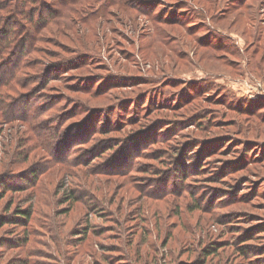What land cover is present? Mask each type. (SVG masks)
<instances>
[{
    "label": "rangeland",
    "instance_id": "obj_1",
    "mask_svg": "<svg viewBox=\"0 0 264 264\" xmlns=\"http://www.w3.org/2000/svg\"><path fill=\"white\" fill-rule=\"evenodd\" d=\"M20 3L0 264H264V0Z\"/></svg>",
    "mask_w": 264,
    "mask_h": 264
},
{
    "label": "trees",
    "instance_id": "obj_2",
    "mask_svg": "<svg viewBox=\"0 0 264 264\" xmlns=\"http://www.w3.org/2000/svg\"><path fill=\"white\" fill-rule=\"evenodd\" d=\"M38 3V5H42V0H21V5H22V8H26V6L28 5V3H33V2H36ZM24 5V7H23ZM17 7V6H16ZM42 9H43V6H42ZM8 10V9H7ZM13 10L16 12L17 10L13 7ZM17 15H20L22 17H24L26 20L30 21L31 23L33 22L32 19L34 20H38L39 19V10L33 12V15L30 13H24V11H21L20 13L17 12L16 13ZM4 34H6L8 36L7 38V41L6 42H2L1 41V47L3 50H11L13 49V45L16 44V42L18 41V38L21 37V36H24L25 37V40H20L21 41V44H19L18 46V49L21 45H23V49L25 48V46L28 44H30V42L34 39V31L31 29V30H23L19 35L17 33H9L7 34L6 31H4ZM24 43V44H23ZM22 50V49H21ZM25 51V50H24ZM23 50L21 51V56H15L13 61L11 62V64H13L14 67H21L24 63L26 64L27 63V59L31 53V47L28 49V53L24 54ZM16 79V78H15ZM17 81H19L18 79H16ZM1 97V95H0ZM7 99L10 100V97L8 96ZM9 107V105L2 101L0 99V113L2 115H5L6 114V111H5V108ZM12 115V113H9L8 116H5L6 119H9ZM4 117V116H2ZM23 119L26 121L28 120V124L31 122V114H25L23 116ZM85 137V135H84ZM218 178V177H216ZM22 215H24L23 217H18L20 219H23V218H30L31 214L29 212H20ZM253 248V246H246V247H242L241 250L246 253V250L248 249H251ZM217 250H213V252L216 253Z\"/></svg>",
    "mask_w": 264,
    "mask_h": 264
}]
</instances>
